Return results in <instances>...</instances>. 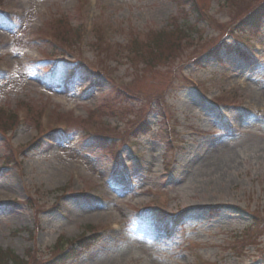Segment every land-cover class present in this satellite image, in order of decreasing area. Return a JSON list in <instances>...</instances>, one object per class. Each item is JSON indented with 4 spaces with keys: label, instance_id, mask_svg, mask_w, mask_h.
<instances>
[{
    "label": "rangeland",
    "instance_id": "rangeland-1",
    "mask_svg": "<svg viewBox=\"0 0 264 264\" xmlns=\"http://www.w3.org/2000/svg\"><path fill=\"white\" fill-rule=\"evenodd\" d=\"M198 1L205 3L217 21L230 24L228 9L222 7L224 0ZM262 1H238L234 8L248 12ZM8 2L1 0L0 10L14 13ZM20 2L27 12L22 27L0 13V36L11 38L14 51L11 72L0 79V109L13 113L19 105H27L35 115L46 110L50 117L47 127L58 120L67 131L55 137L47 128L40 148L31 152L23 148L38 135L35 121L31 124L27 119L7 134L0 130V249L20 258L34 249L38 256L47 257L58 235L69 240L96 227L99 240L73 264H261L263 257L256 248L246 247L239 254L233 249L239 247L234 246V237L250 226L252 213L264 217V28L260 37L240 46L247 56H227L224 49H218L219 43L231 45L232 39L214 24L198 21L196 12L181 11L176 0H98L94 20L104 31L114 30L108 33L110 43L124 47L130 38L145 42L149 33L165 30L168 36L177 32L184 49L175 54L173 65L152 61V57L136 58L133 66L141 74L120 51L117 64L114 59L102 60L108 68L107 79L99 68L101 59L92 46L93 36L88 34L79 61L89 70L80 69L71 79L77 45L58 49L47 28L53 29L62 19L61 32L71 36L68 43H75L73 32L84 30L87 24L88 0ZM253 42L263 47L255 66L249 59ZM5 53L0 50V62ZM54 60H59L56 75L52 73ZM1 66L7 63L3 61ZM239 72L249 79V88L243 93L227 91L234 84L230 76ZM130 81L128 89L135 99L116 101L112 90ZM217 94H225L221 98H227L224 104L216 103ZM247 96L253 100L248 102ZM120 108V119L114 114L99 120L114 129L110 134H126L127 144L115 142V148L121 147L118 165L134 178L132 191L119 186L112 149H102L88 133L91 129L98 137L96 131L102 127L97 124L98 116L91 118L93 110L117 113ZM243 109H250L251 115H245ZM239 115L243 119L240 137L224 140L193 176L177 183L205 142L233 128ZM142 116L151 131L136 137L126 132ZM164 131L169 146L162 139ZM185 132L192 135L182 137ZM6 135H10L9 145ZM8 146L16 153L15 160L13 166L3 169ZM4 181L12 182L13 188L2 190ZM170 186L184 192L170 200ZM33 190L38 194H31ZM108 193L115 194L114 204L106 209ZM28 195L44 209L58 205L72 220L36 208L34 212L22 203ZM158 197L168 200L169 207L158 204ZM183 207L194 209L184 216L176 234L166 238L167 215ZM113 219L121 222V237L109 235L108 222ZM258 242L261 249L264 232Z\"/></svg>",
    "mask_w": 264,
    "mask_h": 264
},
{
    "label": "trees",
    "instance_id": "trees-1",
    "mask_svg": "<svg viewBox=\"0 0 264 264\" xmlns=\"http://www.w3.org/2000/svg\"><path fill=\"white\" fill-rule=\"evenodd\" d=\"M179 6L186 7L188 5H192L193 0H177ZM264 9V7H263ZM249 20H252V23L250 26H253L257 23V14L253 15ZM242 26V25H241ZM165 37L164 32H157L155 33L151 38H149V41L153 43L155 46H159L162 42L163 38ZM133 45L135 47L140 45V42H133ZM158 58H162V54ZM9 261L13 262V264H21L19 262H16L14 260H11L10 257L6 254L0 251V264H9Z\"/></svg>",
    "mask_w": 264,
    "mask_h": 264
},
{
    "label": "bare ground",
    "instance_id": "bare-ground-1",
    "mask_svg": "<svg viewBox=\"0 0 264 264\" xmlns=\"http://www.w3.org/2000/svg\"><path fill=\"white\" fill-rule=\"evenodd\" d=\"M189 162L191 163V162H193V160H190ZM10 187L13 188L12 182H10V181H4L3 185H1L2 190H5L6 188L10 189ZM86 217H87V215H84L83 219Z\"/></svg>",
    "mask_w": 264,
    "mask_h": 264
}]
</instances>
